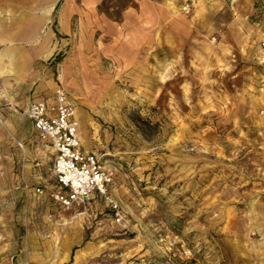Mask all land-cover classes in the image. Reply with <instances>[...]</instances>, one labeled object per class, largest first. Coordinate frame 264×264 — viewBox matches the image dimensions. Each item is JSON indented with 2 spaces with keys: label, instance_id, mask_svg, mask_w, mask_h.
I'll return each mask as SVG.
<instances>
[{
  "label": "rangeland",
  "instance_id": "1",
  "mask_svg": "<svg viewBox=\"0 0 264 264\" xmlns=\"http://www.w3.org/2000/svg\"><path fill=\"white\" fill-rule=\"evenodd\" d=\"M260 4L98 0L50 58L0 54V264H264ZM57 85L113 173L119 221L103 199L52 195L25 111Z\"/></svg>",
  "mask_w": 264,
  "mask_h": 264
},
{
  "label": "built area",
  "instance_id": "2",
  "mask_svg": "<svg viewBox=\"0 0 264 264\" xmlns=\"http://www.w3.org/2000/svg\"><path fill=\"white\" fill-rule=\"evenodd\" d=\"M25 115L37 135L49 143L53 157L51 171L57 187L52 195L60 206L85 205L100 198L119 221V207L110 192L113 173L100 155L84 148L75 102L65 88L57 85L51 96L31 101ZM35 191L42 192L40 187Z\"/></svg>",
  "mask_w": 264,
  "mask_h": 264
},
{
  "label": "crops",
  "instance_id": "3",
  "mask_svg": "<svg viewBox=\"0 0 264 264\" xmlns=\"http://www.w3.org/2000/svg\"><path fill=\"white\" fill-rule=\"evenodd\" d=\"M97 2L0 0V54L11 61L20 53L21 65L50 58L61 47L62 38L73 31L78 36L85 13L93 14Z\"/></svg>",
  "mask_w": 264,
  "mask_h": 264
},
{
  "label": "trees",
  "instance_id": "4",
  "mask_svg": "<svg viewBox=\"0 0 264 264\" xmlns=\"http://www.w3.org/2000/svg\"><path fill=\"white\" fill-rule=\"evenodd\" d=\"M257 6H258V5H257ZM260 6L264 8V4H260ZM263 8H262V9H263ZM260 11H262V10H260ZM260 14H261V12H260Z\"/></svg>",
  "mask_w": 264,
  "mask_h": 264
},
{
  "label": "bare ground",
  "instance_id": "5",
  "mask_svg": "<svg viewBox=\"0 0 264 264\" xmlns=\"http://www.w3.org/2000/svg\"><path fill=\"white\" fill-rule=\"evenodd\" d=\"M77 117H78V114H77ZM79 118V117H78Z\"/></svg>",
  "mask_w": 264,
  "mask_h": 264
}]
</instances>
